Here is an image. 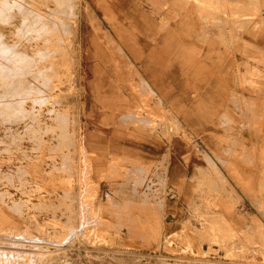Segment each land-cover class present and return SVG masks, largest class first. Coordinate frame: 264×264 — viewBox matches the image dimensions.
<instances>
[{"label": "rangeland", "instance_id": "rangeland-1", "mask_svg": "<svg viewBox=\"0 0 264 264\" xmlns=\"http://www.w3.org/2000/svg\"><path fill=\"white\" fill-rule=\"evenodd\" d=\"M175 1L183 4L160 6L161 33L169 30L172 51L194 64L212 58L225 80L240 83L225 84L223 95L202 97L208 98V117L203 123L195 118V124L173 107L166 111L162 102L148 108L153 93L133 87L141 102L129 123L138 128L145 116L153 120L151 129L164 124L171 144L181 138L193 155L205 159L193 198L181 209L180 217L186 211L182 226L168 239L146 227L149 222L158 226L166 206L164 162L155 166L112 145L116 149L106 150L107 167L97 172L93 166L92 159L105 152L90 149L79 100L85 92L80 20L87 5L83 0H0V264H264V0H224L222 6ZM171 16L181 18L182 26ZM115 69L110 67L111 73L121 78ZM187 106L199 115L193 103ZM247 126L255 127V133L248 132L254 148L239 144L247 141L239 132ZM202 140L208 148L201 147ZM177 145L171 147V163L183 152ZM238 164L255 169L254 192H246L252 181L238 175ZM232 187L240 195L235 208L254 213L250 239L223 219L226 196L229 211L234 209ZM141 218L142 230L120 228L121 222L134 226ZM126 237L128 244H121ZM137 239L141 245L130 244ZM127 254L138 256L121 262Z\"/></svg>", "mask_w": 264, "mask_h": 264}, {"label": "crops", "instance_id": "crops-1", "mask_svg": "<svg viewBox=\"0 0 264 264\" xmlns=\"http://www.w3.org/2000/svg\"><path fill=\"white\" fill-rule=\"evenodd\" d=\"M204 1L214 6L224 5V0H202V2ZM83 3L87 5L89 10L83 13L80 20L82 35L80 81L85 92L80 95L79 100L82 114H85L87 120L88 144L93 145L90 149L105 152L101 158L92 159L93 166L97 167V170L99 169L97 172H102V169L107 167L108 154H106V150L116 149L112 145H118V149L125 151L127 155L137 153L144 160L156 164L155 166H159L164 162L167 180L166 206L162 215H158L161 218L158 220V226L149 222L146 227L161 230L162 235L171 239V231H177L182 226L183 220H181V217L184 219L183 214L185 215L186 211L180 217L181 209L182 207L184 209L193 198V186L201 179V175L206 169L205 159L193 155L191 152L192 146L181 138H174L171 144V134L164 131L162 127L164 124L151 129L149 125L153 120H148L144 116L139 121V127H133L128 119L137 118L136 109L140 107L139 102H141L140 95L133 92V87L138 84L141 89L150 90L153 93L155 97L152 95V98L148 100L151 102L148 108H158L159 103L162 102L166 111L171 112V107H173L181 117L187 118L190 124H195V118H199V123H203L208 117L206 114L208 98L205 100L202 97L223 95L225 84L230 85L240 82L237 79L225 80L222 69L218 67L212 58V61L194 64L186 61L184 56L181 59L180 53L174 48L172 51L171 41L169 42V39H167L171 37V34H166L169 30L161 33L160 6L177 7L183 3L180 4L175 0H83ZM189 9L191 11V6ZM187 11L185 10L184 15L187 14ZM193 13L194 7L191 15ZM172 20L179 22V26H182L180 24L181 18L179 20L177 18L172 19L171 16ZM103 35H106L107 40L102 38L99 40V37H103ZM161 41L164 44H161ZM174 54L180 56V58L177 60L173 57ZM110 67L121 71L122 77L117 78L116 75H113ZM163 86H168V88H163ZM161 91L162 93H160ZM194 91L200 93L199 98L189 97ZM185 93L186 97L183 99ZM250 97L249 94V99ZM210 99L213 100V97H210ZM184 100L185 106L177 104ZM189 102L197 107L200 111L199 115L191 113V109L187 106ZM172 103L173 105H171ZM167 122L171 124V115L168 116ZM244 128L247 130L243 129L241 131L240 129L239 132L247 135V141L239 142V144H247L248 149L254 148V141L250 140L248 132L251 129L255 133V127L247 126ZM185 132L191 133L189 130L185 131L184 129ZM198 132L203 135L208 134L207 131ZM128 135L134 136L132 141ZM135 136L139 141H136ZM201 142L202 148L203 146L208 148L205 140ZM175 144H178L177 147L182 148L183 152L171 163V147L174 148ZM236 170L238 175L242 174L244 180L252 181L246 192H254V185L257 180L255 169L238 164ZM181 186H183V190L180 191L178 188ZM235 188L232 187L236 195L231 196L233 206L234 203L238 202V196L240 197ZM225 198L224 205H221L223 207L221 211L223 219L234 230L247 234L246 237L250 239L254 235L252 223L254 213L250 212V208L246 212L240 213L238 206L237 208L234 206V209L232 208L233 210L230 212L229 199L227 196ZM107 212L109 213V211ZM143 221L142 218L141 221L137 220V224L134 226L128 222H121L122 226H119L123 230H142L145 226ZM149 235L152 237V234ZM155 235L159 234L155 233ZM246 237H243L244 242L247 239ZM125 240L128 244L127 237L123 239L121 244H125ZM137 240L139 241L130 244L141 245L143 241ZM137 256V254H127L121 256L119 260L130 262L134 261Z\"/></svg>", "mask_w": 264, "mask_h": 264}, {"label": "bare ground", "instance_id": "bare-ground-1", "mask_svg": "<svg viewBox=\"0 0 264 264\" xmlns=\"http://www.w3.org/2000/svg\"><path fill=\"white\" fill-rule=\"evenodd\" d=\"M238 10H239V9H238ZM256 185H258V184H256ZM14 238H15V237H14ZM33 238H34V237H33ZM33 238H31V239H33ZM29 239H30V238H29ZM73 240H74V239H73ZM9 243H10V242H9ZM33 243H36V242H33ZM11 244H12V243H11ZM17 245H18V243H17ZM36 246H37V245H36ZM37 247H39V245H38ZM37 247H36V248H37ZM39 248H40V247H39ZM37 249H38V248H37ZM39 254L41 255V253H39ZM40 255H39V256H40ZM48 255H49V254H48ZM37 256H38V255H37ZM39 256H38V257H39ZM46 256H47V255H46ZM41 257H43V254H42V256H40V258H41ZM33 262H35V261H33ZM28 263H29V262H28ZM30 263H31V262H30ZM31 264H32V263H31Z\"/></svg>", "mask_w": 264, "mask_h": 264}]
</instances>
